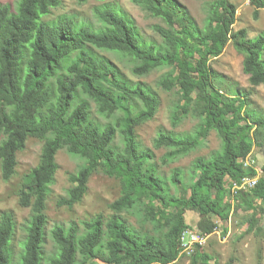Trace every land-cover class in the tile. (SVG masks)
I'll return each instance as SVG.
<instances>
[{
    "label": "trees",
    "instance_id": "1",
    "mask_svg": "<svg viewBox=\"0 0 264 264\" xmlns=\"http://www.w3.org/2000/svg\"><path fill=\"white\" fill-rule=\"evenodd\" d=\"M58 1L21 0L17 14L0 5V180L8 181L15 175L17 153L25 147L28 136L46 140L39 164L26 176L19 194L20 205L34 209L26 240L16 257L12 248L15 218L4 213L0 220V264H175L182 251L181 238L189 228L188 210L200 214L197 228L204 236L218 229L213 218L226 224L233 209L252 211L248 229L252 231L258 214H264V176L247 192L236 191L235 203L226 201L223 182L227 177L236 179L240 172L256 176V170L237 169L236 165L252 152L253 137L258 140L259 134H264V109L250 113L249 93L213 88L207 65L222 54L229 40L236 21L234 4L211 0L204 26H200L178 0H131L165 24L154 27L162 39V44H157L144 41L127 16L109 6L96 10L99 28L71 19L56 25L41 21ZM259 7H264L263 0ZM232 42L244 57L243 71L251 85H263L264 35L251 39L242 29ZM96 49L129 57L133 73L140 77L176 65L175 72L162 82L164 90L178 88L180 95L172 124L177 126L192 111L201 122L194 134L161 131L154 146L185 154L197 149L201 136L211 130L223 142L221 154L199 157L192 163V177L198 176L188 187H179L183 180L176 172L174 184L180 192L172 193L165 178L148 167L153 152L142 150L137 139L140 124L156 115L159 97L143 83L125 78ZM91 101L96 104V113L109 119L107 124L92 118ZM48 136L52 138L47 140ZM62 149L84 160L85 165L70 176L71 187L59 199V206L74 208L79 204L98 169L120 180L121 196L110 205L108 219L96 215L81 224L55 225L50 232L55 250L47 255L43 206L55 182L59 168L56 157ZM134 211L152 225L151 231H137L129 225L123 213ZM105 241L119 245L118 250H105ZM201 257L196 252L190 264H199Z\"/></svg>",
    "mask_w": 264,
    "mask_h": 264
},
{
    "label": "rangeland",
    "instance_id": "2",
    "mask_svg": "<svg viewBox=\"0 0 264 264\" xmlns=\"http://www.w3.org/2000/svg\"><path fill=\"white\" fill-rule=\"evenodd\" d=\"M21 0H0V5L8 6L13 14L18 13V6ZM190 12L191 16L200 26H204L209 3L211 0H178ZM236 8V21L232 25L229 34V40L225 43L224 50L217 58L207 62L212 72V86L217 90L238 93L246 97L248 100V110L263 111L264 109V84L258 87L252 86L249 76L243 71L244 57L233 46L234 35L246 29L248 37L254 39L260 35H264V7H259L260 0H230ZM264 1V0H263ZM58 5L50 7L49 12L43 14L40 19L50 25H56L67 19L74 20L80 24H85L93 28H99L100 22L96 15L98 8L109 6L118 10L121 14L134 24L139 31L142 39L148 43L155 42L162 44L161 37L154 30L157 25L165 26L163 21L147 14L141 7L134 4L131 0H59ZM95 52L99 56H104L110 60L123 74L125 78L134 83H143L149 90L155 93L160 101V107L156 115L151 119H145L137 128V139L141 145V149H149L153 152L150 159L149 168H153L163 178L172 193L180 192L175 186L176 172H180L183 180L179 187H188L193 183L197 176L191 174V165L199 157L211 158L221 154L223 142L215 130H211L209 134L201 136V143L197 149L189 151L185 154H179L171 149L154 146V140L158 134L162 132L175 133L178 135L194 134L201 119L194 114L193 111L184 117L177 126L172 124V113L179 108L180 95L178 88L166 91L162 88V82L167 75L175 72L176 65H169L151 71L145 76H136L132 69L133 63L130 58L122 54L103 51L96 49ZM264 62V51L262 54ZM90 79V76H88ZM195 82V80H194ZM135 105H139L137 101H132ZM92 118L102 125L109 122V119L96 113V104L91 101ZM122 115V114H121ZM48 136L47 140L51 139ZM2 135H0V141ZM254 140L252 152L237 163V169L256 170L255 179L259 180L264 176V134H259V139ZM46 140L37 139L28 136L25 147L17 153L18 165L15 175L10 180H0V220L4 213H12L16 229L12 241V248L16 257L23 248V242L26 240V229L29 225L33 214V207H23L20 205V191L22 184L27 175L38 166L42 147ZM118 142V141H117ZM58 171L55 182L51 186L50 194L43 206V211L47 217L45 253L50 255L54 252V242L50 232L55 225H69L72 222L81 224L83 221L91 219L96 215H103L108 219L112 215L110 205L121 196V183L116 177L108 176L102 169H98L90 179L89 190L84 199L74 208L67 206H59L60 198L67 195L71 187L70 176L77 174L85 165L84 160L71 155L66 149H62L57 153ZM246 173L240 172L236 179L227 177L223 182V188L227 192L226 201L234 202L233 195L236 189H242V185L236 184L244 177ZM247 192L248 190H243ZM252 211L234 210L231 212L228 222L225 224L216 217L214 221L218 223V229L210 235H202L197 228L200 220V214L196 211L188 210L185 212L188 230L185 232L183 240V249L179 259L175 264H190L191 258L196 252L202 254L199 264H264V214H258V223L252 229H249V221ZM123 216L131 227L141 232L151 231L152 225L145 223L144 218L137 211L124 212ZM227 229L226 234L224 231ZM187 234V235H186ZM195 237L197 243L192 244ZM119 245L104 243V249L107 251L118 250ZM78 258L81 260L82 256ZM16 263V262H14ZM90 263L87 262L86 264ZM95 264H105L96 261ZM158 264V263H155Z\"/></svg>",
    "mask_w": 264,
    "mask_h": 264
},
{
    "label": "built area",
    "instance_id": "3",
    "mask_svg": "<svg viewBox=\"0 0 264 264\" xmlns=\"http://www.w3.org/2000/svg\"><path fill=\"white\" fill-rule=\"evenodd\" d=\"M255 177L256 176H254V177H244L243 179H242V181H240V182H238V183H236V184H240V186L242 185V189H236V191H238V190H249V189H251V188H253V187H255L256 186V184H257V182H258V180L257 179H255ZM187 235V234H186ZM185 239V232H184V234H183V236H182V238H181V246H182V249H183V240ZM192 239L194 240V242L192 243V244H195V243H197V241H195V237H194V235H192ZM198 244V243H197Z\"/></svg>",
    "mask_w": 264,
    "mask_h": 264
}]
</instances>
